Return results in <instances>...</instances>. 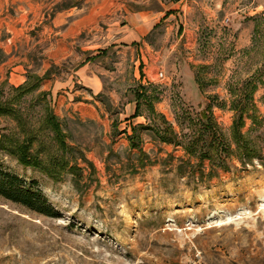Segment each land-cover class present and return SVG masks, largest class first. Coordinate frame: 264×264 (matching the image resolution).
<instances>
[{
  "label": "rangeland",
  "instance_id": "obj_1",
  "mask_svg": "<svg viewBox=\"0 0 264 264\" xmlns=\"http://www.w3.org/2000/svg\"><path fill=\"white\" fill-rule=\"evenodd\" d=\"M38 1L39 14L21 9L26 0L0 14V85L7 82V97L9 73L49 71L39 91L71 153L54 179L0 153V170L36 181L59 213L47 218L0 198V264H264V0ZM138 13L149 31L130 44L122 31ZM73 19L85 27L66 31ZM142 88L157 98L156 115L142 100L131 119ZM240 88L257 118L241 132L260 160L242 162L235 152L230 106ZM33 97L21 108L35 123ZM205 108L231 150L212 179L207 162L181 175L183 148L151 130L161 116L184 143V115ZM14 126L0 119V133ZM132 126L148 128L137 131L138 149L128 140ZM42 138L43 156L55 154L51 137Z\"/></svg>",
  "mask_w": 264,
  "mask_h": 264
},
{
  "label": "trees",
  "instance_id": "obj_2",
  "mask_svg": "<svg viewBox=\"0 0 264 264\" xmlns=\"http://www.w3.org/2000/svg\"><path fill=\"white\" fill-rule=\"evenodd\" d=\"M258 28V26L254 27L253 35L256 34ZM104 54H106V50H101L98 55ZM94 59L96 57L89 58V60ZM49 75V71L45 72L42 77L27 72L23 84L8 88L9 95L7 97L3 89L5 83L0 85V119L8 118L15 125L12 131L6 128L1 129L0 153L14 158L23 168L37 170L54 179L66 171L68 155L71 151L66 144L60 121L46 101V94L39 91L42 81L47 79ZM251 87H253V79L246 81L243 85L244 89ZM243 88L238 90L239 95L233 94L235 99L232 100L230 106L235 115L231 135L235 143V152L242 162L251 161L253 158L261 159L260 153L248 143L241 132L247 119L251 120L252 124L257 121L251 96ZM145 93V88H142L139 94L136 93V106L131 119L141 115L139 103L142 100L151 115L153 117L156 115L152 100H157V98L155 96L146 97ZM32 94H34V106L41 110V115L35 123L29 118L27 111L21 108L24 98ZM209 109L205 108L195 118L189 114L184 115L187 122L186 129L189 131L182 136L183 140L185 139L184 143L179 140L178 134L165 122L163 117H158L162 125L161 128L150 126L161 143L183 148L187 159L185 161L180 160L177 167L181 175L184 173L183 168L190 167L192 170L194 168L201 170L204 163L207 162L212 167L207 173V178L212 179L216 168L225 169L227 167L226 159L231 154L230 145L225 141L219 127L215 124ZM139 129L148 128L132 126V134L128 136L131 147L135 149L139 148V138L136 135ZM44 134L51 137V141L56 147V153L52 155L47 153L46 157L43 156L45 154V143L42 140ZM191 159H194L196 163H192ZM0 198L35 214L47 218H59V213L48 203L36 181L27 182L5 170H0Z\"/></svg>",
  "mask_w": 264,
  "mask_h": 264
},
{
  "label": "crops",
  "instance_id": "obj_3",
  "mask_svg": "<svg viewBox=\"0 0 264 264\" xmlns=\"http://www.w3.org/2000/svg\"><path fill=\"white\" fill-rule=\"evenodd\" d=\"M27 5L22 6L21 9L23 11H27L28 14L30 13H40L41 12V3L40 1H38L37 3L33 4V0H26ZM32 2V3H31ZM14 4V0H0V14L3 13V11L5 9L8 8L9 5ZM62 15V12L59 11V13H57L56 17L53 19V27H57V23L60 20ZM140 16V17H139ZM164 17H168L167 15H165ZM164 17L162 19H164ZM84 20L86 19H73L72 21H70L69 23V27H67L65 30L68 32L71 31H78V30H82L85 26H84ZM133 20V22H130V29L129 27H126L125 30L122 31V35H126L123 38L128 37V41L130 42V44L132 43H137V41L140 38V35H144L145 33H147L149 31L148 26L146 27L144 22H142L143 18L141 17V13H138V17L137 18H133L131 19ZM152 27V26H151ZM121 35V36H122ZM93 57H95V54L93 55ZM8 82L11 84V87H18L21 84H23L25 82V77H20L17 75H14L12 73L8 74V78H7ZM3 83H7L6 81H3L1 84Z\"/></svg>",
  "mask_w": 264,
  "mask_h": 264
},
{
  "label": "built area",
  "instance_id": "obj_4",
  "mask_svg": "<svg viewBox=\"0 0 264 264\" xmlns=\"http://www.w3.org/2000/svg\"><path fill=\"white\" fill-rule=\"evenodd\" d=\"M157 77H158L159 81H164L165 80V76H164V74L162 72H159L157 74Z\"/></svg>",
  "mask_w": 264,
  "mask_h": 264
}]
</instances>
